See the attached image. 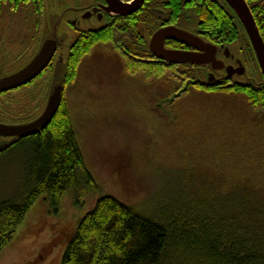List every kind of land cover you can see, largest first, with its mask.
<instances>
[{"label":"trees","instance_id":"trees-1","mask_svg":"<svg viewBox=\"0 0 264 264\" xmlns=\"http://www.w3.org/2000/svg\"><path fill=\"white\" fill-rule=\"evenodd\" d=\"M147 1L138 14L120 18L78 38L70 49L61 103L50 124L40 134L17 141L0 154L28 151L24 195L15 204L0 202V253L36 201L47 202L56 213L64 196L80 188L83 181L87 188L98 190L84 165L67 101L68 90L85 76L97 78L98 69L92 65L96 54H107L110 59L115 56L124 80L136 85L145 99L148 94L169 99L186 86V92L174 104L189 96L206 101L213 96L240 100L252 112L249 114L264 115L263 82L257 87L236 81L231 85L224 81L207 86L202 83V77L194 78L189 66L178 68L135 60L134 52L138 50L132 43L138 41V32L141 28L154 30L156 16L147 6L151 0ZM201 9V14H205L204 29L219 28L226 45L238 41L243 32L230 10H225L226 16L219 18L220 11L215 9L216 22L206 9ZM167 11H174V6ZM256 26L264 42V23L256 21ZM127 44L131 45L127 47ZM196 80L200 83L193 85ZM90 81L88 77L86 82ZM174 114H179L178 109ZM173 123L174 127L178 125L175 118ZM182 185L194 190L169 199L153 213L126 206L112 196L100 195L67 235L59 264H264L263 194L257 195L252 184L235 193L225 191L228 187L223 186L209 193L204 186L190 181Z\"/></svg>","mask_w":264,"mask_h":264},{"label":"rangeland","instance_id":"rangeland-1","mask_svg":"<svg viewBox=\"0 0 264 264\" xmlns=\"http://www.w3.org/2000/svg\"><path fill=\"white\" fill-rule=\"evenodd\" d=\"M29 59L21 49L19 70ZM92 60L97 78L85 76L68 90L67 101L84 165L98 190L83 181L64 196L56 213L47 202L36 201L0 253V264H59L67 235L100 195L148 213L194 190L183 188L186 181L209 193L222 186L229 193L243 191L252 184L264 195V115L249 114L240 100L189 96L167 103L173 109H166L179 111L174 127V117L155 109L157 96L145 99L124 80L115 56L98 53ZM36 91L31 87L22 92V101L1 104L2 123L26 120L25 104ZM27 155L24 150L0 155V202L15 204L24 195Z\"/></svg>","mask_w":264,"mask_h":264},{"label":"flooded vegetation","instance_id":"flooded-vegetation-1","mask_svg":"<svg viewBox=\"0 0 264 264\" xmlns=\"http://www.w3.org/2000/svg\"><path fill=\"white\" fill-rule=\"evenodd\" d=\"M120 1L127 3L131 0ZM244 1L249 7L255 23L257 21L259 24H263L264 0ZM147 2V0H144L141 8L136 13L121 18L138 14ZM147 6L150 8V12L156 16V19H154V30L150 32L147 28H141V31L138 32V41L132 43V47L134 46L138 50V52L136 50L134 52L135 60L140 62L154 61L161 65H171L178 68L180 66H189L188 71L194 73L195 79H200L202 67L189 64H168L152 56L148 46L153 34L159 29L174 27L199 38L205 44L219 49L216 59L223 62L225 67L230 66L231 69L236 70L238 68L236 60L241 61L245 74L242 78L234 75L231 80L226 81L227 84L231 85L236 81L257 87L262 82L264 83L246 34L239 20L224 0H151V3H148ZM172 6H174V11H167ZM107 8V0H0L1 78L19 71L17 56L21 49L30 53L28 64L46 40L55 41V50L50 61L33 81L23 87L0 93V105L14 104L26 98V95L22 93L24 90L31 87L37 89L36 96L34 95L33 98L30 96L28 98L29 102L25 104L28 107L27 111H30V113L25 111L26 120L14 119L12 124L30 122L42 113L48 99L54 69L59 60L67 64V59L70 57V49L79 37L86 33H93L103 29L120 19L108 13L106 11ZM201 8L206 9L207 15L211 18L213 17L216 22H218V19L213 16L215 9L220 11L218 13L219 18L223 15L226 16L225 10H230L243 32V34H240L238 41L235 44L226 45L222 42V33L219 28H217V31H213L210 26L204 29L205 14H201ZM62 27L71 31L72 35L69 36ZM128 45L131 44H127V47ZM164 46L166 49L173 51L197 52V50L175 41H166ZM126 52L129 54V51ZM147 53L152 59L148 58ZM206 70L210 72V67L208 66ZM224 72L223 70L221 73L215 74L218 76L216 78L220 79L221 82L225 81L222 78L225 75ZM28 104L32 107V110H30L31 107ZM1 115L0 113V124H3Z\"/></svg>","mask_w":264,"mask_h":264},{"label":"water","instance_id":"water-1","mask_svg":"<svg viewBox=\"0 0 264 264\" xmlns=\"http://www.w3.org/2000/svg\"><path fill=\"white\" fill-rule=\"evenodd\" d=\"M107 1L108 8L106 11L116 18L126 17L136 13L144 2V0H131L127 3H123L120 0ZM224 1L239 20L246 34L249 46L251 47L257 61L260 75L264 81V42L260 36L258 28L256 27V23L249 7L244 0ZM166 41H175L191 47L197 50V52L186 53L168 50L164 46ZM148 47L152 56L165 63L175 65L189 64L196 67H202V83L207 86L218 85L221 80L216 78L218 76L215 74L221 73L223 70L225 71V75L224 77L222 76V78L225 81L231 80L234 75L242 78L245 74L244 67L241 66L240 60H236L238 66L236 70L231 69L230 66L225 67L223 62L216 59L219 49H216L209 44H205L199 38L184 33L174 27H165L156 31L151 37ZM54 50L55 41L46 40L31 62L24 68L12 75L2 78L0 77V93L23 87L33 81L46 67ZM208 66L210 67V72L206 70ZM65 78L66 64L59 60L54 69L48 99L42 113L34 120L27 123L0 124V154L7 151L17 141L38 135L46 129L59 109L64 91ZM199 83L200 80H196L192 84L196 85ZM186 89L187 87L185 86L183 90L171 96L169 99L160 100L158 99L159 97H155V109H159L164 117H168V119H171V117L173 118L174 112L170 109H166V103H171L179 98L184 92H186Z\"/></svg>","mask_w":264,"mask_h":264}]
</instances>
